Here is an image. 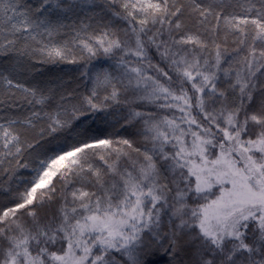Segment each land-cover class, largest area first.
Segmentation results:
<instances>
[{
    "label": "snow or ice",
    "instance_id": "1",
    "mask_svg": "<svg viewBox=\"0 0 264 264\" xmlns=\"http://www.w3.org/2000/svg\"><path fill=\"white\" fill-rule=\"evenodd\" d=\"M0 264H264V0H0Z\"/></svg>",
    "mask_w": 264,
    "mask_h": 264
}]
</instances>
